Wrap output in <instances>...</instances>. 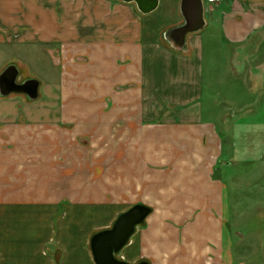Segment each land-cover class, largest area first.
<instances>
[{
    "label": "crops",
    "instance_id": "1",
    "mask_svg": "<svg viewBox=\"0 0 264 264\" xmlns=\"http://www.w3.org/2000/svg\"><path fill=\"white\" fill-rule=\"evenodd\" d=\"M180 2L142 14L121 0H0V51L27 74L33 52L55 95L43 116L0 99V264H96L91 236L136 204L150 211L126 262L264 264L257 231H228L215 172L230 106L231 191L264 179V0H202L203 28L176 50L165 37Z\"/></svg>",
    "mask_w": 264,
    "mask_h": 264
},
{
    "label": "water",
    "instance_id": "2",
    "mask_svg": "<svg viewBox=\"0 0 264 264\" xmlns=\"http://www.w3.org/2000/svg\"><path fill=\"white\" fill-rule=\"evenodd\" d=\"M134 2L142 14L153 11L158 0H121ZM180 12L183 23L172 28L167 41L176 50H182L188 33L199 31L204 26V6L202 0H181ZM19 69L15 64H8L0 72V96L5 97L13 93L24 94L29 101L38 99L40 81L36 78L18 80ZM150 208L143 204L131 206L120 213L112 225L106 229L96 231L90 238V250L96 264H133L118 257L121 249L126 245L136 226L140 225L148 215ZM136 264H149L141 261Z\"/></svg>",
    "mask_w": 264,
    "mask_h": 264
},
{
    "label": "rangeland",
    "instance_id": "3",
    "mask_svg": "<svg viewBox=\"0 0 264 264\" xmlns=\"http://www.w3.org/2000/svg\"><path fill=\"white\" fill-rule=\"evenodd\" d=\"M26 54V55H25ZM24 54L23 58H20V60L26 62V68L28 69V74L25 70L20 68L19 66V78L18 80L21 81L26 78H40L39 74L37 73V69H39L40 59L38 57H32L33 52L27 51ZM13 59L10 57V52L0 51V69H3L8 63L10 64V61ZM21 61V62H22ZM218 63V82L223 89L225 88L226 92H229V89L231 88V71L232 65H231V58L223 56L222 58L217 59ZM5 65V66H4ZM47 86L43 85L39 89V97L36 100L29 101L27 97L24 94L19 93H13L8 96H10V99L16 98L22 101V98L26 100V103L30 106V109L32 110V115L37 116L38 114L44 115V112L48 113L49 115H53L54 109L53 105L50 107L51 99L55 97L53 91H48ZM8 96L1 97L2 98H8ZM53 104V103H52ZM28 106V107H29ZM55 108V107H54ZM211 106L205 105L202 106L203 111H206L207 114H210L208 112L209 109H211ZM222 112L224 113L225 117L228 119L227 122H224L223 125L227 127V132L222 131L223 125L222 123H218V128L220 133L222 134V155L219 159V163L216 166L215 172L222 180L225 182L226 185H228V213H227V222L226 227L229 232L234 231H240L242 233H254L258 232L257 235L262 239H264V226L261 224V217H258V214L261 213V215L264 216V194L260 191L262 188L260 185L264 184V179L261 180L259 178L257 180L258 186L251 185L249 187L245 186V190H242V188L239 189V192H232L231 191V183H230V176L232 171V163H231V149H230V114H231V108L230 106H220L218 107ZM236 165V164H235ZM234 169V167H233ZM244 191V193L242 192ZM251 191V192H250ZM252 198H256V200L252 201ZM231 204L233 205V210L231 209ZM254 212V213H253ZM254 215V216H253ZM264 218V217H263ZM254 231V232H253ZM258 236H253L254 239L251 242H257ZM248 238L244 241H247ZM254 248H256L254 246ZM256 251L259 252L261 255L264 251L259 245L258 249Z\"/></svg>",
    "mask_w": 264,
    "mask_h": 264
},
{
    "label": "built area",
    "instance_id": "4",
    "mask_svg": "<svg viewBox=\"0 0 264 264\" xmlns=\"http://www.w3.org/2000/svg\"><path fill=\"white\" fill-rule=\"evenodd\" d=\"M205 1H207V2H213V1H217V0H205Z\"/></svg>",
    "mask_w": 264,
    "mask_h": 264
},
{
    "label": "trees",
    "instance_id": "5",
    "mask_svg": "<svg viewBox=\"0 0 264 264\" xmlns=\"http://www.w3.org/2000/svg\"><path fill=\"white\" fill-rule=\"evenodd\" d=\"M144 222V221H143ZM143 222L141 224H143Z\"/></svg>",
    "mask_w": 264,
    "mask_h": 264
},
{
    "label": "flooded vegetation",
    "instance_id": "6",
    "mask_svg": "<svg viewBox=\"0 0 264 264\" xmlns=\"http://www.w3.org/2000/svg\"><path fill=\"white\" fill-rule=\"evenodd\" d=\"M24 80V79H23ZM22 81V80H21Z\"/></svg>",
    "mask_w": 264,
    "mask_h": 264
}]
</instances>
